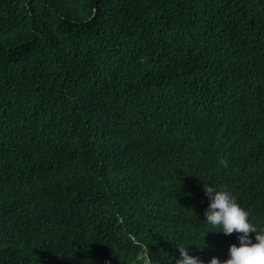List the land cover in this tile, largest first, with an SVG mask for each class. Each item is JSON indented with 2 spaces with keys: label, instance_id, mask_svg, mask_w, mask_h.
<instances>
[{
  "label": "trees",
  "instance_id": "16d2710c",
  "mask_svg": "<svg viewBox=\"0 0 264 264\" xmlns=\"http://www.w3.org/2000/svg\"><path fill=\"white\" fill-rule=\"evenodd\" d=\"M205 183L264 227V0H0V264L226 259Z\"/></svg>",
  "mask_w": 264,
  "mask_h": 264
},
{
  "label": "clouds",
  "instance_id": "9594fccd",
  "mask_svg": "<svg viewBox=\"0 0 264 264\" xmlns=\"http://www.w3.org/2000/svg\"><path fill=\"white\" fill-rule=\"evenodd\" d=\"M204 190L209 198L204 220L215 226L217 231L225 234L236 232L239 243L230 245L226 259L213 256L207 261L199 255L191 254L189 245L178 246L180 256L175 258V264H264V227L252 221L249 211L228 188L205 183ZM105 264H111V261Z\"/></svg>",
  "mask_w": 264,
  "mask_h": 264
}]
</instances>
